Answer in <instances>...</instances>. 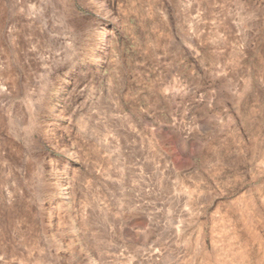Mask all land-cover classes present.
<instances>
[{"label": "rangeland", "instance_id": "obj_1", "mask_svg": "<svg viewBox=\"0 0 264 264\" xmlns=\"http://www.w3.org/2000/svg\"><path fill=\"white\" fill-rule=\"evenodd\" d=\"M0 264H264V0H0Z\"/></svg>", "mask_w": 264, "mask_h": 264}]
</instances>
